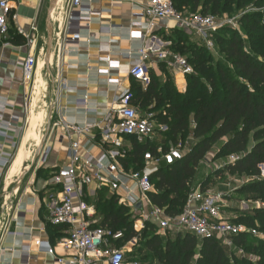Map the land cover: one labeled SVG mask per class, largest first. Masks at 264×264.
Listing matches in <instances>:
<instances>
[{
	"label": "crops",
	"instance_id": "1",
	"mask_svg": "<svg viewBox=\"0 0 264 264\" xmlns=\"http://www.w3.org/2000/svg\"><path fill=\"white\" fill-rule=\"evenodd\" d=\"M49 1L18 0L11 12V16L15 17L10 20L11 33L6 40H0V124L12 121L17 128L15 131L8 132L7 138L0 137V153L12 156L0 179V197H5L4 200H0V264H69L71 253L65 252L60 246L66 238V229L55 228L49 224L45 206L48 194L54 192V189L47 185L48 179L54 169L66 165L69 143L66 138L57 140V137L62 136V129L52 130L51 125L45 142V145L49 147L45 166L37 170L30 168L20 184H16L23 171L32 163L33 154L38 147L34 144L38 143L39 138L42 139L50 105H54L52 123L62 122L78 126L98 123L105 109L113 105L122 91L130 88L131 79L128 72L137 49L142 46L150 48L157 45L174 53L171 48L176 43V34L179 35L180 31L187 35L189 42L204 45L203 40L194 32L179 29L172 21L161 22L153 31L144 34L141 27L133 25L135 21L133 5L143 6L149 0H127L126 2L83 0V9H89L92 13L90 22L88 25H80L77 29L75 27L72 29L71 32L76 31L80 36L78 40L72 41L65 32L69 0H57L52 12V21L53 25L59 24V28L54 35L49 60L50 70L57 82V100H54L56 91L51 84L46 101L47 109L36 113L34 107L37 101H34V89L39 85V81L45 84V91L40 98L44 97L46 92L42 72L45 71L44 51L47 39L45 18ZM43 12L44 21L41 22ZM86 13L76 11L77 15L86 16ZM33 24L36 26L38 36L35 46L30 48L26 46L24 39L17 35L16 30L20 28L29 31ZM43 31L46 35L45 45ZM139 32L143 35L142 39L132 37V33ZM192 35L195 38H192ZM6 43H8L7 46H5ZM28 54L33 55L37 63L31 87L24 94L20 63ZM148 66L149 73L156 79L163 74H168L177 89L181 90L185 87L186 77L169 69L165 62L158 61L151 55ZM58 72L61 76L60 82L61 80L64 82L63 86L57 78ZM24 103L27 104L26 110L23 107ZM136 106L142 116H153V105L146 110L139 105ZM33 113L41 115L43 119L39 121L32 136L24 140ZM153 121L156 126L161 125L154 117ZM41 124L44 125L42 133L39 127ZM154 140V143L163 146L165 138L162 140L156 136ZM128 147L126 159L121 161L123 167L129 158L128 153L132 150V142H129ZM22 150L27 155L24 160L20 157ZM97 153L96 149L92 150V154ZM101 189H105L102 195L100 192L98 194ZM101 189L95 186L87 189V204L92 205L90 202L96 201L98 197L106 200L114 195L117 204L120 205L117 195L106 188ZM10 219H13V222L9 231L5 232L6 222ZM101 219L102 217L95 212L92 220L95 222L94 226L99 225ZM35 242L41 243L40 246L35 245ZM22 247H28V253H22ZM49 250L52 254L48 253Z\"/></svg>",
	"mask_w": 264,
	"mask_h": 264
},
{
	"label": "built area",
	"instance_id": "2",
	"mask_svg": "<svg viewBox=\"0 0 264 264\" xmlns=\"http://www.w3.org/2000/svg\"><path fill=\"white\" fill-rule=\"evenodd\" d=\"M17 2L18 0H0V40H6L9 36L10 20L15 19L11 16V12ZM133 7L135 9L133 25L141 27L144 34L153 31L161 22L172 21L179 29L194 32L203 40L207 50L211 49V37L218 29L214 16L181 15L175 10L173 0H149L143 6L133 5ZM83 8V0H69L65 32L72 41L80 37L76 31L71 32L72 29L74 27L77 29L80 25H88L90 22L92 13L89 9ZM78 10L88 13L86 16L77 15ZM16 33L24 39L27 47L35 46L38 33L34 24L29 31L17 28ZM131 35L134 38H143L140 32ZM7 45L8 43L5 44ZM151 55L158 61L165 62L169 69L177 71L181 76L193 74L185 57L166 51L161 46L150 48L142 46L136 50L128 72L129 78L142 87L150 84L148 62ZM107 61L109 62L108 59ZM36 63V58L31 54L20 63L24 94L31 87ZM59 74L58 72L57 78L60 82ZM60 84L63 86L64 82L61 80ZM132 99L130 88L122 91L113 105L105 109L98 123L84 126L52 123V130L62 129V136L57 137V140L66 138L69 147L66 165L57 168L48 179L47 185L54 189V192L48 194L45 206L49 224L66 229V238L60 246L65 252L71 253L68 263L125 264L126 246L115 245L123 240V233L94 226L95 222L92 220L95 210L86 201V191L90 186H95L97 189L106 188L117 195L120 205L129 208L131 213L140 215L133 223L135 232L142 230L144 224L148 223L160 234L166 231L187 232L199 239L229 240V244L234 236L242 234L255 236L256 231L249 230L243 225L232 224L221 217L224 200V195L221 193L198 187L188 194L182 212L173 217H166L163 211L151 204L149 195L154 192L151 175L161 164L170 166L180 161L183 150L179 144L168 149L158 145L155 154L144 153V167L141 170H126L121 161L126 159L129 142L134 140L139 145L153 144L156 136L163 140V135L167 132L165 125L154 124L152 116H142L132 105ZM23 107L26 110L27 104L24 103ZM15 130L17 128L12 121L1 123L0 137L7 138L8 132ZM93 149L98 153L92 154ZM48 156L49 147L45 145L35 159L34 170L44 167ZM11 159L10 154L0 153V179ZM231 160L234 162L236 158L232 157ZM138 205L140 209H137ZM12 222L13 219L6 222L5 232L9 231ZM131 243L132 240L127 242L128 245ZM40 244L35 242L38 247ZM21 251L28 253V247H22ZM48 253L52 254V251L49 250Z\"/></svg>",
	"mask_w": 264,
	"mask_h": 264
},
{
	"label": "trees",
	"instance_id": "3",
	"mask_svg": "<svg viewBox=\"0 0 264 264\" xmlns=\"http://www.w3.org/2000/svg\"><path fill=\"white\" fill-rule=\"evenodd\" d=\"M173 6L177 12L186 10L188 14H196L199 10V14L204 16H218L229 6H235L237 11L247 8L257 10L250 15L245 14L242 22L253 36V40L259 41L263 46L261 60H264V23H258L264 20V0H173ZM10 31L11 29L9 33ZM176 35V43L171 49L185 57L193 70V74L186 76V94L179 95L173 85L166 84L161 87L150 73V84L144 89L132 79L130 84L133 106L139 105L146 110L153 105L152 110L155 112L166 104L163 107L165 112L160 117H154L159 124L167 127V132L163 135L164 149L167 148L168 139L174 142L177 137L188 133L191 123L192 138L196 140L190 151L183 153L180 161L170 166L161 164L151 175L150 180L154 186V192L149 195L151 204L163 211L166 217L180 214L200 161L214 144L221 141V153L236 158L234 162L225 165V171L254 177L255 180L241 192H252L255 194L253 200L264 204V178H261L259 169L264 166V63L252 53L253 45L248 44L246 49L239 36L233 35L226 39L215 35L219 52L229 67L222 64V67L219 66L216 73H213L203 62L207 51L205 45L189 42L187 35L182 31ZM179 37L183 38L182 43L193 46L190 48L189 57L184 56V50L177 52ZM200 79H204L206 84ZM205 91L208 92L207 96L203 95ZM188 108H191V111H186ZM131 142L132 150L128 153L129 158L124 167L139 171L144 165V153L155 154L158 143L139 145L134 140ZM104 191L105 189H101L98 194L100 192L102 195ZM90 204L94 206L96 214L102 217L99 225L95 227L123 233V240L115 243L118 247L135 237H142L143 247L153 254L160 264H190L197 252L199 257L195 264H229L216 238L199 239L190 233L181 232L174 234L175 243L167 241L163 246L159 235H152L156 230L153 225L145 223L142 230L134 231L133 222H127V218L131 216L130 209L118 205L114 195L106 200L98 197ZM255 219L258 220V231L264 234V207L258 209L253 218L228 222L250 229L254 226ZM251 236L253 235L234 236L232 241L237 246L247 242L258 243L263 256L257 264H264V243L252 240Z\"/></svg>",
	"mask_w": 264,
	"mask_h": 264
},
{
	"label": "rangeland",
	"instance_id": "4",
	"mask_svg": "<svg viewBox=\"0 0 264 264\" xmlns=\"http://www.w3.org/2000/svg\"><path fill=\"white\" fill-rule=\"evenodd\" d=\"M228 9L224 10V13H220L218 16H214L215 23L218 25V29L215 33H213L211 37V43L212 47L210 50H207L203 57L204 65H207L208 70H211L213 73H216L217 68L221 66L222 64L225 67H229V64H227L223 58V56L219 52V46L218 41L216 39L215 41V35L217 37H224L226 39L232 37L233 35L239 36L245 43V46L248 49V44L253 45V52L255 55H257V59L259 61H262L264 63V60H261V51L263 49V46L259 43L257 40H253V36L249 34V31L246 28V25L242 22L243 17L245 14L250 15L252 13L257 12V10H253L252 8H247L245 10H236L235 6H229ZM181 15H188V11L182 10L180 11ZM179 12V13H180ZM196 14L201 13L199 10L195 12ZM41 22L44 21V12L41 15ZM258 22V23H264ZM259 33V32H258ZM43 42L45 45V31H43ZM255 35V33H254ZM192 38H195L192 35ZM179 46L177 48V52L181 53L184 50V56L189 57L191 55L190 48L193 46L186 45L183 42V38L179 37ZM260 47V49L257 50V48ZM180 55V54H179ZM42 58V56H41ZM222 67V66H221ZM231 72L232 69H231ZM42 78L44 79L46 83V92L44 94V97L40 96L45 91V84L42 82L41 86L39 84V99L36 103V113H40L45 111L46 108V101L49 94V90H51V83L45 73V71L42 72ZM204 84H206L204 79H200ZM159 84L162 86L164 85H173L175 87L176 92L179 95H185L186 94V85L183 89L179 90L176 88L174 81L168 74H163L159 76L157 79ZM35 91V90H34ZM208 92L205 91V96H207ZM166 106V104H165ZM162 105L158 110L155 112H152V117H160L165 111L163 110ZM191 108H188L186 111H191ZM45 118H44V124H45ZM44 125H40L41 133L43 132ZM192 129L193 124H190L189 132L179 136L175 139L173 142L171 139H168L166 142V149L181 145L183 153L186 154L192 146L196 143V140L192 138ZM41 142V138H39L38 143L35 142V146H38ZM223 141L217 142L211 147V150L207 152V154L204 156V159L200 161L198 165V169L196 172V176L191 184V189L198 188V186L201 189L209 190L211 192L221 193L224 195L223 200V207L221 211V217L225 218V220H234V219H246L253 218L255 215V212L264 207V204H262L259 201L253 200L254 195L252 192L248 194H243L241 190L246 187L252 180H255L254 177H250L248 175H240V174H231L229 172L225 171V165L227 163H232V156H228L224 153H221V147H222ZM32 151V149L30 148ZM33 152V151H32ZM55 152V150H54ZM34 155V154H33ZM235 158V157H234ZM261 172V178H264V166L259 167ZM140 217L139 214L131 213V216L127 218V222H133L138 220ZM259 224L258 220H254V226L251 227L249 230L256 231L255 236H251L252 240L262 241L264 243V234L258 231ZM155 235H157V231L154 230L152 232ZM148 236H151V234H147ZM162 245L167 241H170L171 244L175 243L174 241V233H161L158 234ZM219 244V247L222 249L224 257L229 261V264H257L259 259L262 258L263 254L259 250L258 243L255 242H247L244 243V245L237 246L232 241L231 244H229V240H216ZM144 242V238L135 237L132 240L133 244L132 246L128 245L127 243H121L119 247H124L126 250L125 255V264H160L157 258L148 252L145 247H143L142 243ZM142 245V246H141ZM199 253L197 252L195 255V258L192 260L190 264H195L194 262L199 257Z\"/></svg>",
	"mask_w": 264,
	"mask_h": 264
},
{
	"label": "water",
	"instance_id": "5",
	"mask_svg": "<svg viewBox=\"0 0 264 264\" xmlns=\"http://www.w3.org/2000/svg\"><path fill=\"white\" fill-rule=\"evenodd\" d=\"M56 2H57V0H50L48 7L46 9L45 27H46L47 39H46V47H45V51H44V68H45V71L49 77L50 83L52 84L55 91L57 89V82H56V80H55V78H54V76L50 70L49 60H50L51 50H52L53 41H54V35L57 34V29L59 28V24L53 25V21H52V12L55 8ZM54 100H57V91L54 92ZM53 108H54V105L53 104L50 105L49 110H48V115H47L46 128H45L44 134L42 136L41 142L38 145L36 152L34 154L33 161L31 163L30 167H28L27 169H25L23 171V173L21 174L20 178L18 179V181L16 183L17 185L20 184L25 173L28 172L30 170V168L33 167L35 159L37 158L42 147L45 145L46 139H47L49 132L51 130ZM0 200H3V196L0 197ZM139 208H140V206L138 205L137 209H139Z\"/></svg>",
	"mask_w": 264,
	"mask_h": 264
},
{
	"label": "bare ground",
	"instance_id": "6",
	"mask_svg": "<svg viewBox=\"0 0 264 264\" xmlns=\"http://www.w3.org/2000/svg\"><path fill=\"white\" fill-rule=\"evenodd\" d=\"M39 82H40V86H41L42 81H39ZM40 86L37 85L34 89L35 90L34 91V101H38V99H39L40 94L38 92H39ZM42 119H43V117H41V115L35 114V113L32 114V117L30 118L28 130L25 134L24 140H26L29 136H32L33 132H35V128L38 126L39 121H42ZM20 157H21V160L26 159L27 155H26V152L24 150L21 151Z\"/></svg>",
	"mask_w": 264,
	"mask_h": 264
}]
</instances>
